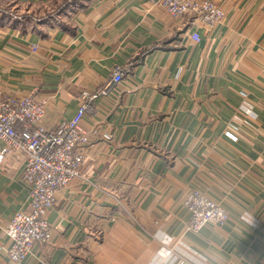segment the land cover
<instances>
[{"label": "crops", "instance_id": "obj_1", "mask_svg": "<svg viewBox=\"0 0 264 264\" xmlns=\"http://www.w3.org/2000/svg\"><path fill=\"white\" fill-rule=\"evenodd\" d=\"M218 2L225 17L198 28L200 42L153 0H90L51 25L0 12V91L47 99V123L130 64L82 122L112 138L91 135L81 176L49 213L52 242L21 264H264V0ZM22 172L23 160L0 158V264H14L3 227L29 207ZM190 187L229 219L190 230Z\"/></svg>", "mask_w": 264, "mask_h": 264}, {"label": "built area", "instance_id": "obj_2", "mask_svg": "<svg viewBox=\"0 0 264 264\" xmlns=\"http://www.w3.org/2000/svg\"><path fill=\"white\" fill-rule=\"evenodd\" d=\"M175 19H187L192 29L187 37L201 41L198 28L214 29L222 23L225 10L218 0H153ZM31 45L37 48V43ZM130 64L116 66L110 81L95 90L82 89L79 105L71 118L47 123L48 101L36 92L0 91V158L23 160L22 180L29 189V207L17 210L3 227L8 238L7 252L14 264H21L34 247L47 246L53 240L54 228L49 221L56 194L68 188L82 174V165L92 134L111 139L112 134L100 133L98 127L88 131L82 124L98 110L97 99L111 86L122 83L129 74ZM225 135L233 141L239 136L228 129ZM182 204L188 213V228L199 232L207 224L223 225L230 217L219 202L199 187L185 191ZM168 248L166 256L172 255Z\"/></svg>", "mask_w": 264, "mask_h": 264}, {"label": "rangeland", "instance_id": "obj_3", "mask_svg": "<svg viewBox=\"0 0 264 264\" xmlns=\"http://www.w3.org/2000/svg\"><path fill=\"white\" fill-rule=\"evenodd\" d=\"M33 1V0H30ZM90 0L85 1L84 0V5L87 4ZM63 0H44V1H39L38 4H35L36 2H28L27 5L24 4H17V5H10L9 7V12L11 16L14 17H18V18H23L25 16L31 17L34 21H36V23H38V21L40 20L39 17L42 16H46L47 21H44L45 25L49 24L51 25V22L53 21H58L61 20V18H65L67 17V15L69 14H57L59 12H57L59 9V6L62 4ZM32 4V5H31ZM5 0H0V7L2 6L5 7ZM21 5V7H20ZM28 5H30V7H27ZM84 5L82 6H76L75 10H70V14H73L77 9H81L82 7H84ZM44 9L46 11H44ZM28 10V11H27ZM30 10V11H29ZM37 11V12H36ZM36 12V14H34ZM51 19V20H50ZM42 23V24H44ZM33 43V42H31ZM30 43V47L32 49H36L34 48ZM38 45V44H37ZM38 47V46H37Z\"/></svg>", "mask_w": 264, "mask_h": 264}, {"label": "trees", "instance_id": "obj_4", "mask_svg": "<svg viewBox=\"0 0 264 264\" xmlns=\"http://www.w3.org/2000/svg\"><path fill=\"white\" fill-rule=\"evenodd\" d=\"M83 1L84 0H63L62 4L59 6V9H57L59 13L57 14H70V10H75L76 9V6H82L83 5ZM4 11H0L1 12V17L3 16H6V17H11L10 13H6V11L9 9V8H2ZM44 11H46L44 9ZM37 12V11H36ZM36 12L34 14H36ZM13 18H18V17H14L12 16ZM31 18V17H30ZM39 21L38 23H44V21H47L46 19V16H42V17H39ZM51 20V19H50ZM60 20H58L57 22H59ZM53 24V22H51Z\"/></svg>", "mask_w": 264, "mask_h": 264}]
</instances>
